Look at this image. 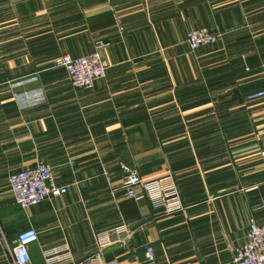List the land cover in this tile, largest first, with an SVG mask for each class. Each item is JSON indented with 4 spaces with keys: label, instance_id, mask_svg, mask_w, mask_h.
<instances>
[{
    "label": "crops",
    "instance_id": "obj_1",
    "mask_svg": "<svg viewBox=\"0 0 264 264\" xmlns=\"http://www.w3.org/2000/svg\"><path fill=\"white\" fill-rule=\"evenodd\" d=\"M263 20L264 0H0V264L28 228L30 264H151L148 247L153 264H235L264 224ZM203 27L221 36L193 51ZM95 51L91 89L52 64ZM41 160L69 191L23 209L8 178ZM123 166L173 172L184 208L129 196Z\"/></svg>",
    "mask_w": 264,
    "mask_h": 264
},
{
    "label": "built area",
    "instance_id": "obj_2",
    "mask_svg": "<svg viewBox=\"0 0 264 264\" xmlns=\"http://www.w3.org/2000/svg\"><path fill=\"white\" fill-rule=\"evenodd\" d=\"M120 29L122 30L123 27L121 26ZM219 38V34L203 27L190 30L186 42L190 49L195 51L216 43ZM52 64L55 67L64 68L73 86L79 89H91L98 81L107 76V65L98 51L78 57L63 54L55 57ZM263 97L264 89L248 95V99L251 100ZM261 155L264 157V149ZM123 169L126 173L123 187L126 188L129 196L138 200L148 198L157 209L163 208L172 211L183 208L175 177L171 172L168 171L159 177H142L138 172L132 171L126 166H123ZM8 186L15 203L23 209L38 205L47 198L65 195L69 191L67 185H60L57 182L52 165L43 160L37 162L33 167L11 173L8 178ZM128 231V226L123 225L107 232L104 236L97 235L99 252L96 256L101 257L103 246L111 242L126 244ZM111 235L116 236L111 238ZM110 238L111 242H109ZM38 239V233L34 228L21 231L8 248L13 264H30L29 247ZM147 254L150 263L153 264L155 261L154 249L148 247ZM233 262L235 264H264V224H258L255 220L251 221L247 241L244 245L235 248Z\"/></svg>",
    "mask_w": 264,
    "mask_h": 264
},
{
    "label": "rangeland",
    "instance_id": "obj_3",
    "mask_svg": "<svg viewBox=\"0 0 264 264\" xmlns=\"http://www.w3.org/2000/svg\"><path fill=\"white\" fill-rule=\"evenodd\" d=\"M258 23V26H259V28L264 32V20L263 21H259V22H257ZM121 27V26H120ZM254 31V30H253ZM188 34V33H187ZM220 35V34H219ZM221 36V35H220ZM260 36V37H259ZM258 37H259V40L263 43L260 47L264 50V33L262 34V35H258ZM211 45V44H210ZM264 98V97H263ZM171 172L170 170H167V171H165V172H163L162 174H160V175H158L157 177H159V176H163L164 174H166V172ZM125 172V171H124ZM172 174H173V172H171ZM125 175H126V173H125ZM125 175H124V178H125ZM174 175V174H173ZM175 177V176H174ZM175 180V179H174ZM176 182V181H175ZM183 208H184V205H183ZM182 208V209H183Z\"/></svg>",
    "mask_w": 264,
    "mask_h": 264
}]
</instances>
